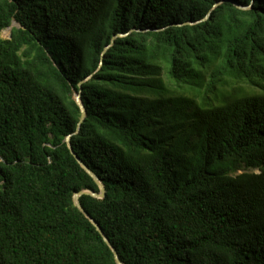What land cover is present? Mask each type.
Segmentation results:
<instances>
[{
    "label": "trees",
    "instance_id": "1",
    "mask_svg": "<svg viewBox=\"0 0 264 264\" xmlns=\"http://www.w3.org/2000/svg\"><path fill=\"white\" fill-rule=\"evenodd\" d=\"M76 157L123 264H264V0H0V264H117Z\"/></svg>",
    "mask_w": 264,
    "mask_h": 264
},
{
    "label": "water",
    "instance_id": "2",
    "mask_svg": "<svg viewBox=\"0 0 264 264\" xmlns=\"http://www.w3.org/2000/svg\"><path fill=\"white\" fill-rule=\"evenodd\" d=\"M15 24V22L13 21L12 24L8 27L10 28L11 30V27ZM75 101L78 103V105L80 106L81 108V111H82V116H81V119L80 121L84 118L85 116V109H84V106H83V103L80 99V92L77 93L76 97H74ZM65 141L67 142V145L68 147L71 149L72 151V148H71V143H70V139H69V136H67L65 138ZM73 153V151H72ZM74 154V153H73ZM77 160L81 163L82 167H84L88 172H90L96 179V181L98 182L99 186H100V192L96 193V192H93L91 190H82L80 192H76L74 194V203L78 206V208L91 220V222L96 226L98 232L102 235L103 239L105 240V242L110 246V248L112 249L113 253H114V256H115V259H116V262L117 264H123L120 260H119V257H118V253L116 251V249L111 245L109 239L105 236L104 232L102 231V229L100 228V226L87 214V212L83 209V207L81 206V204L79 203V200H78V196L82 193H89L93 196H96V197H100L102 198L104 196V193H105V189L102 185V183L99 181V179L80 161V159L78 157H76Z\"/></svg>",
    "mask_w": 264,
    "mask_h": 264
},
{
    "label": "rangeland",
    "instance_id": "3",
    "mask_svg": "<svg viewBox=\"0 0 264 264\" xmlns=\"http://www.w3.org/2000/svg\"><path fill=\"white\" fill-rule=\"evenodd\" d=\"M10 28H6V29H4L3 31H2V37L3 38H8L9 36H10ZM76 95H77V93L76 92H74L73 93V97H76Z\"/></svg>",
    "mask_w": 264,
    "mask_h": 264
}]
</instances>
